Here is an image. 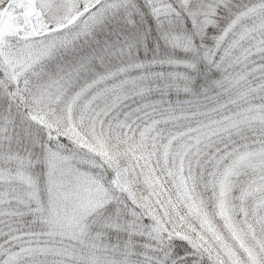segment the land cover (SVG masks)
Segmentation results:
<instances>
[{
    "label": "snow or ice",
    "instance_id": "1",
    "mask_svg": "<svg viewBox=\"0 0 264 264\" xmlns=\"http://www.w3.org/2000/svg\"><path fill=\"white\" fill-rule=\"evenodd\" d=\"M0 264H264V0H0Z\"/></svg>",
    "mask_w": 264,
    "mask_h": 264
}]
</instances>
